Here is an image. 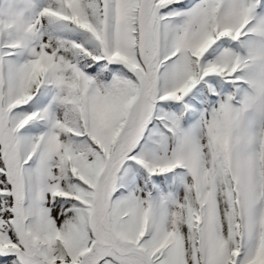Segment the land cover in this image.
<instances>
[{"label":"snow or ice","instance_id":"6c2138e0","mask_svg":"<svg viewBox=\"0 0 264 264\" xmlns=\"http://www.w3.org/2000/svg\"><path fill=\"white\" fill-rule=\"evenodd\" d=\"M0 264H264V0H0Z\"/></svg>","mask_w":264,"mask_h":264}]
</instances>
